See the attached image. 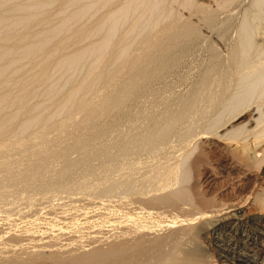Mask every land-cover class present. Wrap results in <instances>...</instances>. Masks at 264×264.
Listing matches in <instances>:
<instances>
[{
	"label": "bare ground",
	"instance_id": "obj_1",
	"mask_svg": "<svg viewBox=\"0 0 264 264\" xmlns=\"http://www.w3.org/2000/svg\"><path fill=\"white\" fill-rule=\"evenodd\" d=\"M214 1L215 8L212 9L208 5L197 3L196 0H0V198L3 197L1 200L6 193L11 196L13 192L8 191L6 183L11 182L13 184L9 185L15 187L14 181H18L11 176L14 166L11 167L12 162L10 165L8 162L13 157L21 159L20 155L26 149L41 146L42 150H45L44 147L50 144L53 146V142H56L62 146L61 150L56 152L60 156H66L69 150L79 152L81 154L79 156L77 153L79 160L76 158L78 164L93 159L97 149V153L100 154V150L105 147L102 149L99 148L101 146L96 147L99 139L97 140L98 137L96 138L94 134L97 131H94L98 130L99 133L103 129L101 126V128L93 126L94 133H89L87 137H75L71 144L66 138L67 134L74 131L70 125L80 122L84 126L93 116L105 115L109 108L114 112L129 108V102L137 93L139 96L140 90L145 88L143 85L158 81L176 67L181 68L185 53L195 48L194 46L202 39L201 27L199 30L196 29V23L190 20L193 17L190 15L200 14L198 21L203 20L205 24L203 21L202 24L204 26L209 24L210 28L216 19L215 13L222 14L223 10L239 2V0ZM244 8L236 25V32L229 40V44H226L224 54L220 53L221 50L218 52L213 45L214 42H210L209 58L206 56L205 61L201 62L203 68L197 71L198 74L194 75L191 85L189 84L183 94H179L180 92L178 96L173 94L174 98H167L170 96L164 95L166 97L162 100L164 104L159 99L163 104L162 106L160 104V107L158 101L153 102L158 106L148 103V108H144L145 105L137 110L140 108L138 107L136 114L127 115L125 124H118V121H122L118 120L117 125L112 127L111 131L113 132L115 128L113 133H116L113 135L115 140L111 139L113 143L110 142L112 151L109 146L102 153L106 151L107 157L117 160L116 162L112 160V164L119 161L120 167L117 169L121 171L117 170L115 173L116 168L112 170L114 166L106 162L111 168L107 166L108 169H105L114 171L116 176L103 178L101 175L106 171L104 169L103 174H100V183L96 181H91L92 185L88 183L89 189L93 192L88 194L93 196L96 193L95 196L99 194V197L107 198L113 195L114 198L123 196V200L125 196L129 198L135 195L129 199L136 205L131 208L129 216L127 214V217L124 216L127 227L122 233L125 239L113 243L106 249L101 248L99 241L101 247L91 251L77 249L75 252L74 249L75 251L63 252L59 247V250L47 253L46 257L51 258L50 263L213 264L216 261L222 264H264L262 240L264 231L261 229L264 223V188H259V185L255 188L256 173L254 174L252 170L264 160V42H258L259 31L250 20L251 15L254 19L264 15V0H249ZM192 11L199 13L190 14ZM253 11L256 15L252 14ZM183 12H187V16ZM226 21H223L225 28H222V23H218L223 31L217 26V29L219 27L217 31L223 32L222 37L230 36L232 33L230 32L232 26L229 20L227 23ZM228 23L231 26L230 30L226 26ZM233 25L235 29V24ZM206 43L207 40L201 44ZM204 45L202 49L206 50L207 47L204 48L206 46ZM184 73L185 79L189 80L192 76L190 69ZM166 76H163V79ZM165 81L154 86L165 89L168 85H165ZM153 83L151 82V85ZM168 87L166 89H170ZM168 94L171 95L169 92ZM116 114L114 117L118 115ZM139 115L147 120L146 123L145 120L140 122V119L144 118H139ZM137 117L142 125L138 123L140 130L131 135L133 120ZM103 127L105 130V126ZM50 131L54 134L48 139L46 136ZM110 134L109 132L108 135ZM104 135L102 132L101 137H105L107 133ZM172 136L181 141L179 144L175 139L178 146L173 143ZM101 137L99 134V138ZM249 137L252 138L250 146L246 144ZM170 141L172 142L168 144ZM87 145H90L89 148ZM36 150H39L40 154L41 148ZM36 150L27 156L28 161L34 160L29 163L35 166V170L25 175L27 179L31 178L29 183L32 181L30 185L34 191H41L52 184L55 188L61 184L57 182L59 177L72 176V179L76 177L74 179L77 180V176H80L82 167L79 170L76 168L77 164L74 166L79 170L76 175L67 162L66 164L63 162L58 170L55 168V171L59 172L57 174L53 171L55 167L53 160L55 163V159L59 160L60 156L53 157L54 159L48 156L43 160L44 155L40 158ZM55 151L57 149L53 151L54 156ZM137 153L146 157L141 158V161L134 160L135 162L131 160L132 156L129 159L130 155ZM103 155H100L101 158ZM49 158L52 162H47ZM103 159V163L107 165ZM215 159L220 161L222 166L224 175L221 177L214 173ZM18 162L20 165L21 161ZM115 166L117 167V164ZM93 167H90L92 171ZM103 167L104 165H101V168ZM48 170L53 173L46 175L45 172ZM72 171L76 176L72 175ZM91 172H85V175L82 172L80 178L87 177L86 174L91 176ZM97 177H94L95 180ZM65 179L63 181L68 183ZM83 180L84 183L88 181L87 178L86 182ZM20 181L22 184L23 179ZM55 182L57 185H54ZM71 182L73 187L75 181ZM68 184L62 183L59 186L67 190L70 187H64L69 186ZM13 187L11 189H14ZM61 187H57L56 190ZM78 188L76 187L77 190L80 189ZM47 189L50 193L54 192L50 191L52 188ZM89 189L85 190L89 192ZM82 190L84 188L81 192ZM17 192L14 195V191L11 196L16 201L21 194L22 198L24 196L20 191L18 194ZM36 192L30 194L34 195ZM21 197L19 199L23 200ZM35 197L37 202V196ZM30 200L32 201V198ZM33 252L35 251L30 253ZM31 255H29L31 258L28 256L26 259L2 256L0 264H31L37 261L41 253L36 255L38 258ZM212 258L215 260L210 261Z\"/></svg>",
	"mask_w": 264,
	"mask_h": 264
},
{
	"label": "rangeland",
	"instance_id": "obj_2",
	"mask_svg": "<svg viewBox=\"0 0 264 264\" xmlns=\"http://www.w3.org/2000/svg\"><path fill=\"white\" fill-rule=\"evenodd\" d=\"M197 1V3H203V4H205V5H208L210 8H212V9H214L215 8V1L213 0H196ZM244 1V3H242ZM240 2V3H239ZM239 2L237 3V4H235V5H233V6H231L230 8H227L226 10H223L222 11V14H220L221 12H219V14H216L215 13V15L214 16H216L214 19L215 20H213V22H214V24H213V22H212V24H213V26H211L210 28L208 27L209 26V24H208V26L207 25H203V24H205V22L203 23L202 21H198L199 20V16H200V14H198V15H190V14H197V13H199V12H197V11H195L194 13H193V11L189 14L190 16H193L190 20L192 21V22H195L196 24H195V26H196V29L197 30H199V28H200V32H201V37H202V39H201V41L203 42V43H205V41L207 40V45L205 46L204 44H201L202 42L200 41L198 44H197V46H194L195 48H192L191 50H189V51H187L186 53H185V55L186 56H184V60H183V65H181L182 67L180 68V67H176V69L174 70H171V73L170 72H168L167 74H165V75H167L166 76V78L165 79H163V76L165 77V75H163L158 81L156 80H154V81H151L153 84L151 85V82L150 83H146V84H148V85H143V88H144V86H145V88L143 89V90H145V91H143L142 89L140 90V92L142 91V93L143 92H145V93H143V94H145V95H143L142 93H140L139 92V96H138V93H137V96L131 101V102H129V108H123V110L122 109H118L116 112H117V114H116V112H114V111H111V109L109 108V110L106 112V114L105 115H95V116H93L89 121H88V123H86V124H84V126H83V124L82 123H80V122H75V123H73V124H71L70 125V127H72V129L74 130V131H72V133L71 134H67L66 136V138L68 139V141H69V143H73L74 142V140H75V137H87L88 135H90L89 133H94V132H96L97 131V133H98V130H95L94 131V129H93V131H92V128H93V126H101L103 129H101V131H99V133H98V135H97V133H94V134H96V138H97V140L99 141L98 142V144L96 145V147L98 148L99 146H101V147H99V148H101L102 149V147H105V149L103 148L102 150H100L101 151V153H102V151H104V150H106L107 149V147H109L110 148V150L112 151V149H111V146H112V143H113V141L115 140V137H113V135L114 134H116V133H113V132H115L114 131V129L115 128H113V132L111 131L112 130V127L114 126V125H117L116 123H117V121L118 120H122V121H118V124H125V120H126V117H127V115H133L134 113L136 114V109L138 108V107H140L139 109H137V110H140L141 109V107L143 106H145L144 108H148V106H149V104H153V102H157V104L159 105H157V104H153V105H157L158 107H160V100H161V102H162V100H163V98L165 97L164 95H166V97L169 95L170 97H167V98H174L175 96H178V93L179 94H181L183 91H185L186 90V88L187 87H189L190 85H191V83H192V81H193V78H194V75L197 73L198 74V72L203 68V63L201 64V62H204L205 61V58H206V56H207V59L209 58V55H210V50L208 49V47H209V45H210V42H214L213 43V45L218 49V52H219V50H221L220 51V53H223L224 54V52L223 51H226L225 50V48L227 47V45L229 44L228 42H229V40L231 39V37H233V34H235V32H236V25L238 24V22H239V20H240V18H241V12L244 10V9H246V8H244L245 7V5L246 4H248L249 3V0L247 1V0H242V2L239 0ZM247 2V3H246ZM239 4V5H238ZM236 5H237V7H236ZM243 5V6H242ZM234 7H235V9H234ZM244 9H243V8ZM247 8H248V5H247ZM264 9V8H263ZM228 10V11H227ZM234 11V12H233ZM186 13L187 12H183V14L185 15V16H187L186 15ZM231 13V14H230ZM234 14V15H233ZM252 14H255V12L253 11L252 12ZM188 15V16H189ZM219 15V16H218ZM231 15V16H230ZM256 15V14H255ZM189 16V17H190ZM196 16V17H195ZM218 16V17H217ZM223 16V17H222ZM227 16V17H226ZM253 15H251V17H250V20L252 21V23L257 27V29H258V35H257V40H258V42H264V33H262L263 31H264V15H259L258 17H256V19H254L253 17H252ZM233 17H236V18H233ZM229 18V19H228ZM233 20H232V19ZM224 19H226L230 24H231V26H232V28H231V26H229L230 24L228 23V25L226 24V26H227V29L229 28V30H230V28L232 29V31L230 30V32H232V33H230V36H227V37H222V34H223V32H220V31H223V29H221V27H220V24L223 26L222 28H225L224 27V25H225V23L223 24V21L225 22L226 20H224ZM236 19V20H235ZM196 20V21H195ZM201 20V19H200ZM217 20V21H216ZM220 21V22H219ZM227 21H226V23H227ZM235 21V22H234ZM198 22V23H197ZM201 22V23H200ZM216 22V23H215ZM232 22V23H231ZM203 23V24H202ZM218 23H220V24H218ZM201 24V25H200ZM233 24H235V29H234V25ZM203 25V26H202ZM198 26V27H197ZM217 26H219L220 27V29H219V27H218V29L220 30V31H217L218 29H217ZM229 26V27H228ZM205 27H207V28H205ZM216 27V28H215ZM209 28V29H208ZM214 28L216 29V30H214ZM260 28V29H259ZM205 29V30H204ZM235 31H234V30ZM210 30H213V31H210ZM203 32V33H202ZM212 32V33H211ZM220 32V33H219ZM204 34V35H203ZM213 34V35H212ZM216 34V35H215ZM218 36H220V37H218ZM205 38H207V39H205ZM229 38V39H228ZM262 38V39H261ZM203 39H205V40H203ZM221 39V40H220ZM220 41V42H219ZM216 42V43H215ZM211 43V44H212ZM201 44V45H200ZM217 46H216V45ZM227 44V45H226ZM205 46L204 48H206V50L205 49H202L203 47L202 46ZM201 47V48H200ZM197 48V49H196ZM209 50V51H208ZM195 53H194V52ZM208 53H207V52ZM201 53V54H200ZM188 54H190V55H188ZM208 54V55H207ZM187 57V58H186ZM201 58V59H200ZM201 60H203V61H201ZM199 62V63H198ZM187 67H186V66ZM200 65V66H199ZM184 66H185V68H184ZM202 66V67H201ZM201 68V69H200ZM179 69V70H178ZM181 69V70H180ZM183 69V70H182ZM187 69L189 70L190 69V71H191V75L192 76H190V79L188 80L187 78L185 79V77H184V71L186 72L187 71ZM197 69V70H196ZM198 71V72H197ZM183 72V73H182ZM192 78V79H191ZM163 79V80H162ZM180 79V80H179ZM166 80V81H165ZM184 80V81H183ZM165 81V85H167V87L168 88H170V89H163V88H161V87H155V86H157V83H160V82H164ZM156 82V83H155ZM171 82V83H170ZM180 82V83H179ZM182 82V83H181ZM156 84V85H155ZM190 84V85H189ZM155 85V86H154ZM164 85V84H163ZM171 85V86H170ZM175 85V86H174ZM184 85V86H183ZM148 88H147V87ZM153 88V90H155V88H157L156 89V93L155 92H153V90H152V88ZM164 87V86H163ZM177 87H181L180 89L179 88H177ZM149 89V90H148ZM165 90V92L163 91V90ZM162 90V91H161ZM169 90V91H168ZM159 91H161V92H159ZM166 91H168L169 93H171V95L170 94H168V92H166ZM177 91V92H176ZM151 92H153V94L151 93ZM158 92V93H157ZM174 92V93H173ZM176 92V93H175ZM165 93V94H164ZM142 94V95H141ZM150 94V95H149ZM156 94V95H155ZM175 96H174V95ZM183 94V93H182ZM156 96H157V99H156ZM163 96V97H162ZM162 97V98H161ZM165 97V98H166ZM147 98V99H146ZM152 98V99H151ZM154 98V99H153ZM141 99V100H140ZM150 99V100H149ZM160 99V100H159ZM143 100V101H142ZM146 102H145V101ZM148 100V101H147ZM153 100V101H152ZM142 101V102H141ZM151 101V102H150ZM166 100H164V102H165ZM135 102H136V104H135ZM138 103V104H137ZM144 104V105H142V104ZM149 103V104H148ZM163 103V102H162ZM141 104V105H140ZM164 104V103H163ZM163 104H161V106L163 105ZM136 105H138V106H136ZM150 105V106H151ZM156 106V107H157ZM135 107V108H134ZM152 107V106H151ZM155 107V106H154ZM126 109V110H125ZM128 109V110H127ZM114 110H116V109H114ZM121 111V112H120ZM124 111V112H123ZM128 113H127V112ZM126 112V113H125ZM118 116V118L116 119V117H114V115L115 114ZM112 114H113V117H112ZM122 114V115H121ZM123 114H125L124 116H123ZM122 116V118H124V119H122V118H120L119 116ZM139 118H141V117H143V116H141L140 117V115L138 116ZM136 118V119H134L133 120V127H132V134L131 135H135L136 133H138V131L140 130V128H138V123H140L141 121L143 122V120H145V123H146V119L144 118V119H140V122L138 121L139 120V118ZM120 118V119H119ZM116 121H115V120ZM123 120H124V123H123ZM114 122H115V124H114ZM109 124V125H108ZM113 124V125H112ZM141 124V123H140ZM142 125V124H141ZM141 125L139 126V127H141ZM144 125V124H143ZM103 126H105V130H104V127ZM100 127V128H101ZM109 127V128H108ZM99 128V129H100ZM139 129V130H138ZM92 131V132H89V131ZM105 132H104V131ZM108 130V131H107ZM184 130V129H183ZM85 131V132H84ZM101 132V133H100ZM102 132H103V135H104V133H105V135H106V133H107V135L105 136V137H101V135H102ZM111 133L110 135H108V133ZM181 133H182V130H181ZM53 134H54V132H49L48 134H47V136H46V138H51L52 136H53ZM99 134H100V137L103 139H101V138H99ZM173 137V136H172ZM175 137H177V136H175ZM105 138H107V139H105ZM101 139V140H100ZM105 139V140H104ZM111 139L113 140V141H111ZM170 139V138H169ZM172 139V141L174 140V142L173 143H176L177 144V146L181 143V141H178L179 139L178 138H175L176 140H177V142H179V144L175 141V139H174V137L173 138H171ZM250 139H252V138H247V142H246V144H248L249 146H250V143H251V141L252 140H250ZM250 140V141H249ZM109 141V142H108ZM172 141H170V142H168V144H170ZM100 142L102 143L101 145H100ZM105 142H106V144H105ZM110 142H112V143H110ZM55 143V144H54ZM172 143V145H175V144H173ZM108 144V146H106ZM103 145V146H102ZM105 145V146H104ZM167 145V144H166ZM171 145V146H172ZM52 147V149H51V147ZM50 146H48V147H50V149L48 148V147H44V148H46L44 151L42 150V147L41 146H39V147H35V148H29V149H26L24 152H22V154L20 155L21 156V159H19V158H17L19 161H21L20 162V165L18 164L19 162H18V160L16 159V157H13L12 159H10V161L8 162V158H6L5 160L9 163V165L11 164V162H12V164H11V167H12V165L14 166L13 167V169H12V173H11V176L13 177V179L14 180H17L18 179V181L16 182V181H14V186L15 187H13V185H11V184H13V183H11V182H9V183H11L10 185H9V183L7 182L6 183V185H7V187H9V188H7L8 189V191L10 192V191H13L12 192V195H13V193H14V191H15V193H14V195H16V192H17V194L19 193V191L21 192V193H23V198L21 197L22 196V194L20 195V197L23 199V200H21V199H17L18 201H16V200H14V197L13 198H11V196H8L9 195V193H6V195H7V199H6V195H5V197H4V199H2L1 200V198H3V197H1L0 198V257H2V256H7V257H9V258H14L15 256L16 257H21V258H24V259H26V258H28V256L29 255H31L32 257L33 256H35V257H37L38 258V256H36V255H39V253H41V255H42V253H43V255L41 256L40 255V257L37 259V261H34L33 263H31V264H53V262L52 263H50V257H46V255H47V253L49 254V252H54V251H56V250H59L60 248V251L61 250H63V252L64 251H66V252H68V251H73L74 249H76V251L75 252H77L78 250L79 251H91V250H93V249H96V248H100L101 246V248L103 249V247H104V249H106V247L108 248V247H110L113 243H116L117 241H121V240H124L125 239V235L123 236V233L122 232H125V228L127 227V225H125V224H127L126 223V221H125V223H124V218L125 217H127V215L129 216L130 215V211L132 210L131 208H133V206H135L136 204L135 203H131V202H133V200H130L129 198L131 197V196H134L135 197V195H128V197L129 198H127L126 196H125V200H123V196H120V198L119 197H116L115 196V198H114V195L113 196H108V198H107V196H105V197H103V196H100L99 197V194H97L98 196H95L96 195V193H95V195H90L89 196V194H93V192H91V190L89 189V184L88 183H90L91 185H92V183H91V181H96V183L97 182H99L100 183V178H101V176H103V178H106V177H114V176H116L115 175V173H116V171L119 169V165H118V162L116 163L117 164V167L115 166L116 164H112L111 162H113L114 161V159L112 158V157H107V155H108V153H106V151L105 152H103V153H105L104 155H103V153L101 154H99V153H97L98 152V149H97V152H96V156H94L93 157V159H89V161H87L86 163H80V164H78V161H76L78 158H80V157H78V155H77V153H79V152H76V153H74L75 152V150H69L68 151V153L66 154V156H60V155H58L56 152H59L60 150H61V148H62V146L60 147V144H56V142H53V146H52V144H50ZM88 146V145H87ZM86 146V147H87ZM90 146V145H89ZM89 146L87 147V148H89ZM85 147V148H86ZM168 146H166L165 148H167ZM38 148H41V152H40V154L42 155V156H40V154L38 153V151L39 150H36V149H38ZM60 148V149H59ZM86 148V149H87ZM57 149V151H55V156H54V150H56ZM168 149V148H167ZM170 149V148H169ZM37 151V155H39V157L40 158H42L43 157V155H44V158H43V160H46L47 158L46 157H50V158H58L59 156V160H61V162H62V164H61V162L57 159H55V163H54V160H53V164H54V170H53V168L51 169V170H53V171H55V168L58 170L59 169V167H60V165H63L65 162H67V164L72 168H70L71 170H74V172H76V175H78L77 173L79 172V170L81 169V167H82V169L80 170L81 171V173L82 174H84L85 172H87V173H89V171L91 172L92 170L90 169V167H93L92 165H94V167L92 168L93 169V171L91 172L92 174H91V176L93 175V173H94V177H97L96 179L97 180H95V178L92 176H89V174H86L87 175V177L85 176H82V177H84V178H80V176L82 175L80 172H79V175L80 176H77V180H75L74 178H76V177H74L73 179H72V176H69L68 178H62V177H59L57 180V182H58V184L59 183H63V185H67L68 183V185L69 186H66V187H64V188H67V187H70V189L72 188V190H74L73 188H75L76 189V187L78 188V186H79V190H77V191H73L72 192V190L70 191V189H67V190H65V189H63L61 186H59V185H61V184H59L58 186H56L55 188H53L52 186H53V184H52V186L50 187H45V189H41V191H39V194H38V191L36 192V191H34V189H32L31 187V185H32V181H30L31 183H29V179L31 180V178H29V179H27L26 177H25V175H26V173L27 172H29V171H31V170H35V166L33 165H31L29 162H34V160H31V161H28L27 159H28V155H29V153L30 152H33V151ZM53 150V151H52ZM109 150V149H108ZM109 150V151H110ZM45 151H47V152H45ZM52 151V152H51ZM71 152V153H70ZM114 152V151H113ZM11 153V152H10ZM36 153V152H35ZM70 154V155H69ZM52 155V156H51ZM58 155V156H57ZM81 154L79 153V156H80ZM100 155H103L102 156V158H101V156ZM135 154H132V155H130V157H129V159L131 158V156H132V158H131V160L132 161H136V160H142V159H144L145 157H146V155H142V154H140V153H137L136 155H135V158H133V156H134ZM139 155V156H138ZM142 155V156H141ZM105 156V157H104ZM136 156H138V158L136 157ZM160 155H158V157H159ZM61 157H66V158H61ZM74 157H75V161H74ZM161 157V156H160ZM50 158L47 160V162L48 161H50ZM53 158V159H54ZM61 158V159H60ZM77 158V159H76ZM104 158V159H103ZM107 158H111L110 160L108 159L107 160ZM142 158V159H141ZM102 159L103 160H105V163L107 162H109L108 164L110 165V163L112 164V165H110V166H114L113 168H112V170H114L115 168H116V170H115V173H114V171H112V170H110L109 169V171L108 170H106V169H108L107 168V166H109L107 163V165H105L104 163H103V161H102ZM63 160V161H62ZM68 160V161H67ZM70 160V161H69ZM79 160V159H78ZM113 160V161H112ZM57 161H59V163L57 162ZM71 161H72V163H71ZM100 161H102L101 163H103V164H101L100 163ZM117 160H115L114 162H116ZM134 161V162H135ZM17 164H16V163ZM50 162H52V161H50ZM64 162V163H63ZM68 162H70V163H68ZM92 162V163H91ZM56 163H57V166H56ZM90 163V164H89ZM214 164H213V166H214V173L217 175V176H219V177H221V176H223L224 175V173L222 172V166H221V164H220V161H218L217 159H215L214 160V162H213ZM33 164V163H32ZM66 164V163H65ZM70 164H72V165H70ZM77 164V165H76ZM261 164V165H260ZM258 166H254L253 168H252V170H253V172H254V174L256 175V180H255V183H256V185H255V188H256V186L257 185H259V188L261 187V188H264V183H262L261 181H263L264 182V160L262 161V163H260ZM16 165H18V167L16 166ZM59 165V166H58ZM77 167H76V166ZM101 165L103 166L104 165V167L103 168H101ZM73 166V167H72ZM78 168L77 170H76V168ZM88 166V167H87ZM109 166V168H111ZM85 167V168H84ZM100 167V168H99ZM84 168V169H83ZM96 170H95V169ZM106 168V169H105ZM118 168V169H117ZM87 169H90V170H88V171H86ZM106 170L105 172H107V174H108V172H109V174L107 175L103 170ZM50 170V169H49ZM48 170V171H49ZM83 170V171H82ZM95 170V171H94ZM102 170V171H101ZM48 171H46L45 172V174L46 175H49V174H51V173H53V171L51 172V171H49V173H48ZM85 171V172H84ZM112 171V173H110ZM119 171H121V170H118V172ZM57 174L59 173V172H57V171H55ZM73 172V171H72ZM73 172V174L72 175H75V173ZM102 172V173H101ZM103 172H104V174H106V175H104L103 174ZM95 173H96V176H95ZM1 174H3V172H1ZM100 174H103V175H101L100 176ZM113 176H112V175ZM223 174V175H222ZM75 175V176H76ZM85 175V174H84ZM117 175H118V173H117ZM100 176V177H99ZM47 178H49L48 176H46ZM79 177V178H78ZM88 177H89V179H88ZM91 177V178H90ZM16 178V179H15ZM61 178V179H60ZM69 178H70V180H69ZM86 178H87V180H86ZM99 178V179H98ZM102 178V179H103ZM230 178V177H229ZM22 180L23 179V183L21 184V182L22 181H20V180ZM68 180V183H66L65 181H63V180ZM72 179V180H71ZM83 179H85V182L86 183H84L83 181ZM92 179V180H91ZM94 179V180H93ZM102 179H101V182H102ZM61 182H60V181ZM89 180H90V182H89ZM99 180V181H98ZM20 181V182H19ZM71 181H75L74 183L75 184H73V187H72V182ZM80 181V183H78ZM83 183H82V182ZM71 182V183H70ZM76 182H77V185H76ZM19 183V184H18ZM16 184V185H15ZM31 184V185H30ZM80 184L82 185V186H80ZM85 184H86V186H85ZM54 185H57V183L55 182V184ZM76 187H75V186ZM100 185H102V184H100ZM18 186H20V188L18 187ZM83 186H85V187H83ZM89 186V187H88ZM263 186V187H262ZM11 187H13L14 189H11ZM18 187V188H17ZM57 187H61V188H58L57 190H56V188ZM82 187V188H81ZM25 190H24V189ZM47 188H52V190L50 189V191L51 192H53V193H50L49 192V189H47ZM84 188V190H82L83 192H81V189H83ZM89 189L90 191L88 192L87 190H85V189ZM10 189V190H9ZM28 189V190H27ZM30 189V190H29ZM48 191H47V190ZM54 189V190H53ZM63 189V190H62ZM24 192H23V191ZM27 190V191H26ZM42 190H44V191H42ZM46 190V191H45ZM7 191V192H8ZM29 191V192H28ZM57 191V192H56ZM61 192V193H59V192ZM64 191V192H63ZM252 191H254V190H252ZM34 192H36V194H34V195H31V194H33ZM45 192V193H44ZM46 192H48V193H46ZM66 192V193H65ZM67 192H69V194L67 193ZM85 192H87V193H85ZM11 193V192H10ZM31 193V194H30ZM55 193V194H54ZM57 193H59V194H57ZM65 193V194H64ZM85 193V194H84ZM89 193V194H88ZM30 194V195H29ZM42 194V195H41ZM44 194H45V196H44ZM48 194V195H47ZM75 194V195H74ZM88 194V195H87ZM39 195V196H38ZM41 195V196H40ZM48 196V198H47V196ZM51 195V196H50ZM62 195V196H61ZM64 195V196H63ZM68 195V196H67ZM25 196H26V198H25ZM35 196H37V202H36V197ZM71 196V197H70ZM77 196V197H76ZM85 196V197H84ZM95 196V197H94ZM40 197H43V198H40ZM50 197V198H49ZM54 197V198H53ZM75 197V198H74ZM87 197H89V198H87ZM103 197V198H102ZM123 197V198H122ZM134 197H133V199H134ZM252 197V195H250V198ZM10 200H9V199ZM28 198V199H27ZM32 198V201L30 200V199ZM40 198V199H39ZM44 198H46L45 200H44ZM56 198V199H55ZM72 198V199H71ZM80 198V199H79ZM86 198V199H85ZM93 198V199H92ZM95 198V199H94ZM111 198V199H110ZM122 198V199H121ZM129 200H127V199ZM132 198V197H131ZM249 198V199H250ZM27 199V200H26ZM71 199V200H70ZM92 199V200H91ZM100 200L101 199V201H97V200ZM107 199V200H106ZM120 199H121V201H120ZM10 202H9V201ZM12 200H14V201H12ZM20 200V201H19ZM25 200V201H24ZM39 200H41V201H39ZM78 200V201H77ZM82 200V201H81ZM86 200H87V202H86ZM94 200H95V202H94ZM108 200H110V201H108ZM116 200H119V201H116ZM123 200V201H122ZM3 202V205H2V202ZM8 201V202H7ZM15 201H16V203H15ZM30 201V202H29ZM43 201V202H42ZM48 201V202H47ZM64 201H66V202H64ZM76 201V202H75ZM80 201V202H79ZM84 201V202H83ZM112 201V202H111ZM115 201V202H114ZM125 201V202H124ZM6 202V203H5ZM36 204H35V203ZM57 202V203H56ZM93 202V203H92ZM101 202V203H100ZM120 202L122 203V204H120ZM129 202H130V204H129ZM24 205H23V204ZM32 203V204H31ZM39 203V204H38ZM46 203V204H45ZM50 203V204H49ZM54 203V204H53ZM80 203H82V204H80ZM91 203V204H90ZM123 203H124V205H123ZM56 204V205H55ZM71 204V205H70ZM89 204V205H88ZM93 204V205H92ZM106 204V205H105ZM131 204H132V207H131ZM134 204V205H133ZM9 205H11V206H9ZM14 205V206H13ZM17 205H19V206H17ZM54 207H53V206ZM61 205H62V207H61ZM68 205V206H67ZM70 205V206H69ZM98 205V206H97ZM104 205V206H103ZM112 205V206H111ZM17 206V207H16ZM50 206V207H49ZM89 206V207H88ZM108 206V207H107ZM120 206V207H119ZM8 207V208H7ZM16 207V208H15ZM42 207V208H41ZM48 207V208H47ZM67 207V208H66ZM77 207V208H76ZM112 207V208H111ZM118 207V208H117ZM13 208V209H12ZM54 208V209H53ZM60 208H62V209H60ZM70 208V209H69ZM107 208H108V210H107ZM26 209V211L24 212V210ZM29 209V210H28ZM60 209V210H59ZM72 209V210H71ZM110 209V210H109ZM117 209V210H116ZM120 209V210H119ZM77 210V211H76ZM83 210V211H82ZM125 210V211H124ZM128 210V211H127ZM18 213H17V212ZM29 211V212H28ZM73 211V212H72ZM95 211V212H94ZM3 212V213H2ZM8 212V213H7ZM28 212V213H27ZM68 212V213H67ZM77 212V213H76ZM107 212V213H106ZM110 212V213H109ZM168 212H170L169 210H168ZM2 213V214H1ZM16 213V214H15ZM30 213V214H29ZM92 213V214H91ZM119 213H122V214H119ZM129 213V214H128ZM23 214V215H22ZM81 214V215H80ZM83 214V215H82ZM106 214V215H105ZM119 214V215H118ZM127 214V215H126ZM5 217H4V216ZM18 215V216H17ZM91 215V216H90ZM93 215V216H92ZM22 216V217H21ZM78 216V217H77ZM96 216V217H95ZM104 216V217H103ZM113 216H115V217H113ZM121 216H123V218L121 217ZM125 216V217H124ZM76 217V218H75ZM86 217H88L87 219H86ZM113 217V218H112ZM118 217V218H117ZM120 217V218H119ZM108 218V219H107ZM122 218V219H121ZM40 219V220H39ZM95 219V220H94ZM127 219V218H126ZM82 220V221H81ZM101 220V221H100ZM108 220H111V222L110 221H108ZM8 221V222H7ZM10 221V222H9ZM34 221H36V222H34ZM117 221V222H116ZM100 222V223H99ZM89 223V224H88ZM121 224V225H120ZM49 225V226H48ZM53 225V226H52ZM109 225V226H108ZM264 223L262 224V226H261V229L264 231ZM13 226V227H12ZM18 226V227H17ZM48 227V228H47ZM68 227V228H67ZM110 227V228H109ZM123 227V228H122ZM263 227V228H262ZM102 228V229H101ZM114 228V229H113ZM23 229V230H22ZM46 229V230H45ZM113 229V230H112ZM118 229V230H117ZM105 230V231H104ZM124 230V231H123ZM57 231V232H56ZM61 231H63V233L61 232ZM31 232V233H30ZM53 233V234H51V233ZM118 232V233H117ZM120 232V233H119ZM14 233V234H13ZM73 233V234H72ZM91 233V234H90ZM58 234V235H57ZM65 234V235H64ZM83 234V235H82ZM99 234H101V235H99ZM121 234V235H120ZM5 235V236H4ZM12 237H11V236ZM60 235V236H59ZM103 235V236H102ZM7 236V237H6ZM10 236V237H9ZM33 236V237H32ZM112 236H114V237H112ZM122 236V237H121ZM16 237V238H15ZM38 237V238H37ZM50 237H52V238H50ZM78 237V238H77ZM8 238V239H7ZM20 238H21V240H20ZM34 238V239H33ZM40 238V239H39ZM54 238V239H53ZM65 238V239H64ZM76 238V239H75ZM95 240H94V239ZM25 239V240H24ZM32 241H31V240ZM36 239V240H35ZM49 239V240H48ZM63 239V240H62ZM69 239H70V241H69ZM102 239V240H101ZM104 239V240H103ZM12 240V241H11ZM16 240V241H15ZM20 241V242H18V241ZM34 240V241H33ZM38 240V241H37ZM47 242H46V241ZM57 240V241H56ZM62 242H61V241ZM68 240V241H67ZM82 240V241H81ZM262 240H264V239H262ZM5 241V242H4ZM40 241V242H39ZM45 241V242H44ZM54 241V242H53ZM73 241V242H72ZM92 241V242H91ZM101 243H100V242ZM30 242V243H29ZM50 242H52V243H50ZM77 242V243H76ZM90 242H91V244H90ZM109 242V243H108ZM33 243L35 244V245H33ZM66 243V244H65ZM73 243V244H72ZM85 243V244H84ZM99 243L101 244V246L99 245ZM27 244V245H26ZM45 244H46V246H45ZM48 244V245H47ZM63 244V245H62ZM68 244V245H67ZM82 245V246H80V245ZM96 244V245H95ZM49 245H51V246H49ZM77 245V246H76ZM96 247H95V246ZM203 245L205 246V244L203 243ZM16 246V247H15ZM56 246V247H55ZM70 246V247H69ZM73 246V247H72ZM29 247V248H28ZM38 247V248H37ZM60 247V248H59ZM76 247V248H75ZM86 247V248H85ZM88 247H90V248H88ZM95 247V248H94ZM5 248V249H4ZM8 248V249H7ZM14 248V249H13ZM27 248V250L25 251V249ZM56 248H58V249H56ZM72 248V249H71ZM82 250H81V249ZM83 248H85V249H83ZM78 249V250H77ZM5 251V252H3V251ZM19 250V251H18ZM28 250H30V251H28ZM53 250V251H52ZM32 251H35V252H33L35 255H33V253H30V252H32ZM46 251V252H45ZM9 252V253H8ZM16 255H15V254ZM20 253V254H19ZM25 253V254H24ZM30 253V254H29ZM37 253V254H36ZM23 254V255H22ZM29 254V255H28ZM13 255V256H12ZM22 255V256H21ZM12 256V257H11ZM26 256V257H25ZM29 258H31L30 256H29ZM39 259H41V260H39ZM49 260V262H48V260ZM213 259L214 258H212V259H210V261H213ZM215 260V259H214ZM44 261V262H43ZM36 262V263H35ZM222 264L221 262H213V264ZM212 264V263H211Z\"/></svg>",
	"mask_w": 264,
	"mask_h": 264
}]
</instances>
